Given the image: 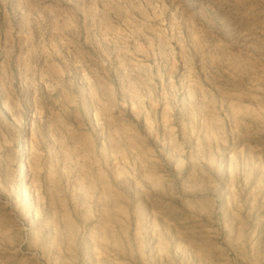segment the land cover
<instances>
[{"label": "rangeland", "instance_id": "374dc122", "mask_svg": "<svg viewBox=\"0 0 264 264\" xmlns=\"http://www.w3.org/2000/svg\"><path fill=\"white\" fill-rule=\"evenodd\" d=\"M0 264H264V0H0Z\"/></svg>", "mask_w": 264, "mask_h": 264}, {"label": "bare ground", "instance_id": "6f19581e", "mask_svg": "<svg viewBox=\"0 0 264 264\" xmlns=\"http://www.w3.org/2000/svg\"><path fill=\"white\" fill-rule=\"evenodd\" d=\"M24 169H25V163L24 161L21 163V166H20V172H24Z\"/></svg>", "mask_w": 264, "mask_h": 264}]
</instances>
